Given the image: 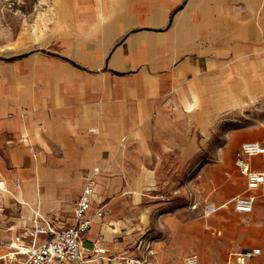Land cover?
Returning <instances> with one entry per match:
<instances>
[{"label":"crops","instance_id":"0c3cea01","mask_svg":"<svg viewBox=\"0 0 264 264\" xmlns=\"http://www.w3.org/2000/svg\"><path fill=\"white\" fill-rule=\"evenodd\" d=\"M253 6H259L258 18ZM101 8V15L90 12V31L72 36L58 32L55 43L50 35L41 44L45 51L12 52L0 60V168L3 163L31 167L33 151L44 167L40 187L46 185L38 200L44 195L46 201L59 198L60 203L77 194L75 203L86 175L98 168L94 209L102 207L104 215L93 217L85 245L96 243L105 253L87 264L137 257L142 236L156 252L151 259L169 264L160 259L142 214L137 223L130 217L115 220L106 198L114 201L125 182L139 183L142 190L164 173L162 168L181 167L182 175H188L194 163L191 119L223 114L224 102L238 101L240 70L264 72L259 43L264 37L258 28L264 27V0H121L114 6L103 1ZM224 86L230 87L226 95ZM244 135L240 144L257 141L264 147V133ZM247 160L251 170L264 172V153ZM78 166H88L79 193L78 182L67 189L64 175ZM15 186L21 191L23 183ZM223 189L227 195L236 190ZM38 208L18 228L7 227L18 230L7 247L42 219L58 224Z\"/></svg>","mask_w":264,"mask_h":264},{"label":"rangeland","instance_id":"374dc122","mask_svg":"<svg viewBox=\"0 0 264 264\" xmlns=\"http://www.w3.org/2000/svg\"><path fill=\"white\" fill-rule=\"evenodd\" d=\"M103 1H109L111 6L121 2L0 0V60H5L12 52L44 50L41 44L50 35L54 36L55 43V34L58 32L72 36L74 33L90 31V26L94 25L90 24V12L96 11L101 15ZM250 9L258 18L259 6ZM258 28L260 37H264V27ZM259 43L264 48L263 40ZM55 47L58 50L60 46ZM263 73L240 70L238 101L224 102L223 114H202L191 119L190 144L194 163L188 175H182L181 167L162 168L164 173H158L142 190H139V183L125 182L115 194L114 201L111 196H107L115 220L130 217L137 223L142 214L150 229L149 233L156 239L158 254L163 262L181 264L186 256L195 254L199 264H226L231 253L260 248V253L247 259L244 264H264V185L257 192L253 211L236 212L231 203H227L209 217L203 216L205 203L219 205L245 191L244 179L233 163V154L246 137L244 133H264ZM248 75L250 79H247ZM248 80L251 85H246ZM223 88L226 95L230 87ZM196 106H199L198 102ZM261 141L264 144V139ZM90 148H93L91 142ZM91 150L90 159L93 155ZM48 153L51 157L55 155ZM29 155L32 158L31 167H13L3 163L0 168L1 178L12 192L0 191V253L11 251L7 244L11 236L18 232L13 229L8 231L7 227L15 225L18 228L23 220L34 217L33 211L38 210L39 206L47 217L58 222V226H68L73 219L77 194L61 203L59 198L58 201L54 198L46 201L44 195L38 200L42 186L46 187L44 184L40 187L39 182L44 167L39 157H33V151L30 150ZM75 157L79 160L85 158L79 155ZM86 168L88 166H78L64 172L68 181L67 189L76 187L78 182L79 193L82 171ZM55 169L62 170V167ZM18 183H23L21 191L15 186ZM226 186L236 190L227 195L223 191ZM20 200L28 201V204L20 203ZM205 224H210L212 229H207ZM9 261L8 258L0 259V264H10Z\"/></svg>","mask_w":264,"mask_h":264},{"label":"built area","instance_id":"2783aa9c","mask_svg":"<svg viewBox=\"0 0 264 264\" xmlns=\"http://www.w3.org/2000/svg\"><path fill=\"white\" fill-rule=\"evenodd\" d=\"M264 153V147L257 141H244L234 153V164L238 171L245 176L246 188L230 200L232 209L240 213L253 211L256 201V191L264 185V172L253 171L249 167L247 158ZM98 168H93L85 178L73 206V220L68 226H58L51 220L42 219V224H34L31 229L24 228L13 241L9 243L11 255L7 258L10 264H87L102 259L105 249L96 243L92 248L85 245V235L91 228L93 217H102V207L94 209L96 203V188L98 185ZM5 184L0 181V191H4ZM98 202V201H97ZM223 206V205H222ZM213 202L204 204L203 216L209 217L220 207ZM94 209L93 215L90 212ZM212 229L210 224H205ZM214 232V231H213ZM15 245V247H13ZM136 248L138 256H123L117 258L116 264H162L152 260L156 254L149 238L140 237ZM260 253V248H253L246 252L231 253L226 264H244L247 259ZM182 264H199L197 255L186 256Z\"/></svg>","mask_w":264,"mask_h":264},{"label":"bare ground","instance_id":"6f19581e","mask_svg":"<svg viewBox=\"0 0 264 264\" xmlns=\"http://www.w3.org/2000/svg\"><path fill=\"white\" fill-rule=\"evenodd\" d=\"M57 18L59 19V17L57 16ZM192 106H193V104H191L188 108H192ZM93 130V129H92ZM5 189H4V192H7V193H10V194H12V192L10 191V189L7 187H4ZM108 230H110L109 229V227L107 228ZM13 247H15V245L13 246ZM12 253L9 251V252H2V253H0V259H3V258H7L9 255H11Z\"/></svg>","mask_w":264,"mask_h":264}]
</instances>
